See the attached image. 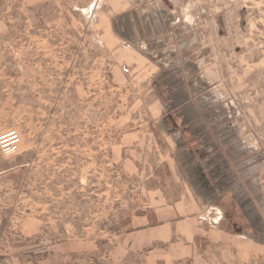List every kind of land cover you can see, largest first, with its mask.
Returning a JSON list of instances; mask_svg holds the SVG:
<instances>
[{
    "label": "rangeland",
    "instance_id": "obj_1",
    "mask_svg": "<svg viewBox=\"0 0 264 264\" xmlns=\"http://www.w3.org/2000/svg\"><path fill=\"white\" fill-rule=\"evenodd\" d=\"M133 2L0 0V264H264V0Z\"/></svg>",
    "mask_w": 264,
    "mask_h": 264
},
{
    "label": "crops",
    "instance_id": "obj_2",
    "mask_svg": "<svg viewBox=\"0 0 264 264\" xmlns=\"http://www.w3.org/2000/svg\"><path fill=\"white\" fill-rule=\"evenodd\" d=\"M118 3H122V5H134L133 0H118ZM135 13L137 14L138 11H135ZM132 27L133 24L130 23V29ZM124 29L125 28H123L122 25L119 27L120 37L123 35L121 34V30ZM153 59L156 60V58ZM201 205L202 204H200L198 201L193 202L185 198L183 202L176 203L173 206L163 209L160 212L162 215L157 213V215H146L136 218L134 220L135 227L132 230V237L131 241L128 243V247L131 248V250L140 251L143 250V248H155L159 245H168V247L162 250L161 254H164L163 258L168 257L171 258V260L167 262L165 259L164 261L156 262L155 264H175L174 260H176V257H173L175 254H173L172 250V248H174L172 247L174 244H171L175 239V236L179 235L177 239L181 240V245L189 246L195 242L197 234L205 229V222H203L204 217L198 216V214H196L199 211L202 212L203 207ZM156 220L157 222H155ZM216 232L221 234L217 230ZM227 233L228 232H226L225 235H227ZM152 251L146 254L145 264H148V254H152L154 252ZM149 264H152V262Z\"/></svg>",
    "mask_w": 264,
    "mask_h": 264
},
{
    "label": "built area",
    "instance_id": "obj_3",
    "mask_svg": "<svg viewBox=\"0 0 264 264\" xmlns=\"http://www.w3.org/2000/svg\"><path fill=\"white\" fill-rule=\"evenodd\" d=\"M11 153V151L9 150V154Z\"/></svg>",
    "mask_w": 264,
    "mask_h": 264
}]
</instances>
